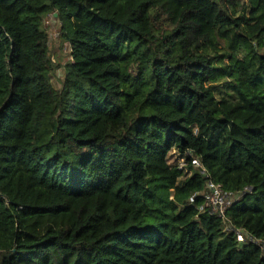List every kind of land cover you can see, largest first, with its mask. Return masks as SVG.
Returning <instances> with one entry per match:
<instances>
[{"label":"trees","instance_id":"1","mask_svg":"<svg viewBox=\"0 0 264 264\" xmlns=\"http://www.w3.org/2000/svg\"><path fill=\"white\" fill-rule=\"evenodd\" d=\"M236 230L264 244V0H0V264H264Z\"/></svg>","mask_w":264,"mask_h":264},{"label":"rangeland","instance_id":"2","mask_svg":"<svg viewBox=\"0 0 264 264\" xmlns=\"http://www.w3.org/2000/svg\"><path fill=\"white\" fill-rule=\"evenodd\" d=\"M44 28L48 33V51L51 65L49 67V75L55 88L60 89L61 83L64 80V70L72 61L71 49L66 40L62 25L53 15L46 17L44 20ZM179 158V155L173 151L169 162L174 164ZM181 160V158H179ZM182 163V162H181ZM241 197L236 196L235 201Z\"/></svg>","mask_w":264,"mask_h":264},{"label":"built area","instance_id":"3","mask_svg":"<svg viewBox=\"0 0 264 264\" xmlns=\"http://www.w3.org/2000/svg\"><path fill=\"white\" fill-rule=\"evenodd\" d=\"M195 167L201 168V165L198 160H195ZM182 166H180V169ZM202 173L205 174L204 171ZM204 198V204L201 207V210H208L211 215L216 216L218 219L225 221L227 213L229 209L232 207L234 203V198L232 195L225 192L220 184H216L212 181H207L205 189L201 194ZM229 231H233L230 228H227ZM238 241L241 244L255 243L257 245L262 246V250L264 251V244L248 235L247 232H243L241 230H236Z\"/></svg>","mask_w":264,"mask_h":264},{"label":"water","instance_id":"4","mask_svg":"<svg viewBox=\"0 0 264 264\" xmlns=\"http://www.w3.org/2000/svg\"><path fill=\"white\" fill-rule=\"evenodd\" d=\"M55 16H56V14H55Z\"/></svg>","mask_w":264,"mask_h":264}]
</instances>
